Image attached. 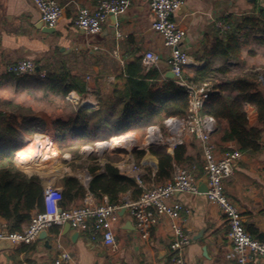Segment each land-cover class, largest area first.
I'll return each mask as SVG.
<instances>
[{
	"label": "crops",
	"instance_id": "obj_1",
	"mask_svg": "<svg viewBox=\"0 0 264 264\" xmlns=\"http://www.w3.org/2000/svg\"><path fill=\"white\" fill-rule=\"evenodd\" d=\"M57 1L64 11L54 31L48 33V26L42 21L40 12L31 0H0V107L11 106V97L16 92L31 88L18 83L7 70L9 64L22 58L34 61L35 73L45 72L46 75L66 67V70L81 76L87 85V91L81 95L72 90L64 96L60 90L47 89L46 97L41 99L42 107L19 120L24 129H31L33 123L42 122L45 125L44 129H39L35 134H28L26 139L31 137L37 141L39 139L34 136L41 135L43 139L48 136L56 140L55 120H68L79 106L97 109L102 102L107 103L108 107L115 104L114 84L120 70L127 62L143 57L147 51L161 55L158 69L162 78L158 80V85L162 86L166 79L175 80L166 76L171 70L168 63L169 50L164 46L162 37L152 28L154 16L149 0H131L130 7L117 13L116 18L109 15L102 32L97 35L86 34L78 28L75 20L80 7L93 6L98 0ZM182 1L174 18L186 26L182 47L190 57V65L186 67L189 72L205 65L204 47L211 48L215 44L221 30L219 21H225L229 16L235 19L243 15H260L264 10V0ZM229 64L230 75L258 73L264 92V50L247 59L232 60ZM216 77L225 78L221 73H217ZM61 101L65 102L67 108L60 106ZM56 102L58 105L54 104ZM247 114L251 126H260L258 113L253 106H247ZM213 141L220 151L238 148L236 142H222L216 134L213 135ZM262 144L264 147V135ZM186 145L192 160L181 165L192 170L198 184L205 187L206 174L201 146L191 139L187 140ZM168 152L173 154V151ZM114 165L122 174L133 177L124 172L125 166L121 162ZM141 165L145 183H165L169 180L155 181L158 171L156 156L146 154ZM19 168L28 175H38L43 185L49 179L47 174L28 171L20 165ZM224 184L226 194L242 212L247 231L258 239L264 238V150L256 155L243 154ZM57 185L63 187L62 179L57 181ZM100 199L87 196L75 204L82 205L86 201L96 202ZM174 200L182 202L191 211L184 219V226L191 235V242L186 248L188 264H236L233 245L228 237L226 216L208 201L206 193H177ZM0 220L7 223L1 217ZM114 226L116 247L107 246L101 238L92 241L82 231L72 239V228L65 233V225H56L48 229L46 239L39 238L31 245L0 250V264H53L59 255L58 242L81 264H171L174 236L167 220L161 219L154 225L148 238H142L127 211L119 213ZM47 240L51 246L46 244ZM250 264H264V257L254 258Z\"/></svg>",
	"mask_w": 264,
	"mask_h": 264
},
{
	"label": "trees",
	"instance_id": "obj_2",
	"mask_svg": "<svg viewBox=\"0 0 264 264\" xmlns=\"http://www.w3.org/2000/svg\"><path fill=\"white\" fill-rule=\"evenodd\" d=\"M225 23L228 30H220L211 48L204 47L205 65L192 72L185 69L184 77L188 83L200 85L208 82L212 85L203 112L216 119L214 134L218 139L222 142L234 141L243 154L256 155L264 150L262 79L256 72L230 75L229 63L241 60L247 48L248 55H255L256 51L250 48L252 43L264 45V10L260 15H243L235 19L229 16ZM65 68L49 72L43 77L40 72L23 77L11 74V77L20 84L45 92L47 89L60 90L66 96L74 90L80 95L84 94L87 85L82 77ZM217 73L223 74L225 78L217 79ZM160 78L162 74L158 67L147 71L142 57L127 62L114 84L115 104L108 107L107 103L102 102L97 109L79 106L68 120L54 121L59 146L65 149L67 142H75L80 147L90 143V140H106L129 131L146 130L151 124H162L169 116L186 114L188 94L185 88L171 79H166L159 86ZM214 79H217L216 82ZM248 105L256 109L260 126L249 124ZM18 126L21 127L16 115H8L0 110V217L6 220L12 231H23L30 223L33 212L41 210L43 191L42 179L38 175H28L16 164L17 161L26 170L17 160L18 154L28 147L25 148L26 140L22 142ZM34 137L42 139L43 136ZM29 144L33 149L44 147L33 139H29ZM147 152L158 159V171L154 178L156 182L170 179L174 164H187L192 160L186 144L177 146L173 154L162 146L151 145L137 150L136 159L141 160ZM88 171L92 177L88 189L77 177L62 178L65 206L82 201L88 191L98 199L106 195L112 203L119 202L127 193L133 198L141 194L136 179L122 174L111 162L92 164Z\"/></svg>",
	"mask_w": 264,
	"mask_h": 264
},
{
	"label": "built area",
	"instance_id": "obj_3",
	"mask_svg": "<svg viewBox=\"0 0 264 264\" xmlns=\"http://www.w3.org/2000/svg\"><path fill=\"white\" fill-rule=\"evenodd\" d=\"M41 14L42 21L48 27H55L62 14L63 6L57 0H31ZM182 0H149V7L154 16L152 28L163 39L169 50L168 63L175 74V81L185 88L188 94V109L183 116H169L162 124H151L146 129L145 145L162 146L167 151L182 144L188 139L195 140L201 146L204 158V170L207 176L208 189L205 192L208 201L217 206L226 216L228 237L233 245L236 264H250V260L264 257V239L253 237L246 229L244 217L235 201L225 191V180L229 178L235 163L243 153L238 148H227L220 151L213 141L217 129L216 119L203 112V107L212 85L208 82L197 85L188 83L184 71L190 65V57L182 47L186 36V26L174 14L182 5ZM131 0H98L93 6L79 8L75 23L88 35L102 32L111 13L126 11ZM222 31L228 30L224 20L218 22ZM161 55L147 51L142 63L148 71L158 67ZM10 74L19 77L33 75L36 65L32 59L22 58L8 65ZM45 76V72L41 73ZM123 136L113 137L110 145L122 143ZM124 172L130 173L141 188V194L133 198L130 193L124 194L119 202L112 203L106 195L98 201H86L82 205L63 204V190L55 179H48L43 185L42 208L31 216L30 223L23 231H12L7 223L0 220V240H8L13 247L31 245L39 239L41 231L52 226L69 224L72 229L87 233L95 241L101 238L107 246L116 247L115 221L121 211H127L134 219L142 238H148L150 229L161 219L168 221L174 240L171 264H188L186 248L191 242V235L184 226L185 215L190 209L182 202L174 200L177 193L198 194L199 184L195 173L181 164H174L172 176L165 183L144 182L142 169L133 164H126ZM88 189L91 174L86 171L76 176ZM93 195L88 191L86 197ZM94 197V196H93ZM59 255L53 264H81L61 243H57Z\"/></svg>",
	"mask_w": 264,
	"mask_h": 264
},
{
	"label": "rangeland",
	"instance_id": "obj_4",
	"mask_svg": "<svg viewBox=\"0 0 264 264\" xmlns=\"http://www.w3.org/2000/svg\"><path fill=\"white\" fill-rule=\"evenodd\" d=\"M250 48L254 49L257 54L258 51L262 52V50H264V45L252 43ZM247 49H245L243 54V58L246 57V59L250 57V55L247 54ZM253 65L256 66V63ZM37 90L38 89L35 88H26L24 92H16L14 97H11V106H1L0 109L6 111L8 115H16L19 120L21 118H25L28 113L35 112L37 109L42 107L41 99L46 97L47 93L45 91ZM54 104H57V102ZM60 106L62 108H67V105L63 101L60 102ZM31 125V129H24L23 127L18 126V129L20 128L22 130H20L22 142L32 139L31 137L26 139L28 134H35L39 131V129L42 130L45 127L42 122H39L38 124L33 123ZM145 135L146 130L142 128L139 130L129 131L122 135L113 136L124 137V141L116 145L109 144L113 138L112 137L106 140H90V143L80 147L75 142H67L64 146L65 149H62L56 140L51 139L48 136L43 139V136L42 139L35 142L43 144L44 147L41 148V150L38 149L39 151L31 155L30 160H26V163L22 165L24 167H30L29 170L33 168L34 172L47 174L49 179H55L56 183L64 176L76 177L78 174L88 171V168L95 163L103 165L106 162H111L113 164L121 162L123 165L133 164L141 168L143 166L141 165V162L146 154H151L147 152L141 160L136 159L135 152L137 150L149 147V145L144 144ZM31 146V144H28L27 148H31ZM17 166L19 167V163Z\"/></svg>",
	"mask_w": 264,
	"mask_h": 264
},
{
	"label": "water",
	"instance_id": "obj_5",
	"mask_svg": "<svg viewBox=\"0 0 264 264\" xmlns=\"http://www.w3.org/2000/svg\"><path fill=\"white\" fill-rule=\"evenodd\" d=\"M110 15L113 16V19L116 18V14L111 13ZM113 19H112V21H113ZM46 31L48 33H52L54 31V27H47ZM37 70H39V67H37ZM166 76L169 77V78H172V79L175 78V74L171 70H169L167 72ZM205 181H206L205 187H203L201 185V183L199 184V191L200 192H206L207 189H208L207 176H205ZM70 229H71L70 225L69 224H65V233L68 232ZM47 235H48V232L46 230H43V231L40 232L39 238L40 239H46ZM78 235H79V231L78 230H76V229L71 230L72 239L78 237ZM46 242H47L46 244L48 246H51V244H50V242L48 240ZM11 248H13V245L8 240H0V250L11 249ZM205 251H206V249H205ZM205 254H206V252H205Z\"/></svg>",
	"mask_w": 264,
	"mask_h": 264
},
{
	"label": "bare ground",
	"instance_id": "obj_6",
	"mask_svg": "<svg viewBox=\"0 0 264 264\" xmlns=\"http://www.w3.org/2000/svg\"><path fill=\"white\" fill-rule=\"evenodd\" d=\"M28 144H29V139L26 141V145L28 146ZM26 146V147H27ZM25 147V148H26ZM39 150H41V149H39ZM38 150V151H39ZM36 149H33V148H27V149H25V150H23L22 152H20V154L18 155V157H17V160L21 163V164H25L26 162V160H30V156L31 155H33V154H35L36 152H38ZM19 157H21V158H19ZM25 157V158H24ZM29 162V161H28ZM26 168V170H28V171H33L34 169L33 168H31L30 170H29V168L30 167H25Z\"/></svg>",
	"mask_w": 264,
	"mask_h": 264
}]
</instances>
